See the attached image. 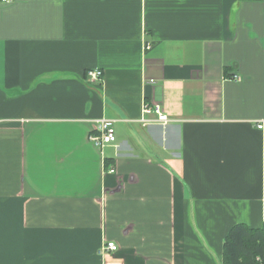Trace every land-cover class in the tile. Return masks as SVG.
<instances>
[{
	"label": "crops",
	"instance_id": "0c3cea01",
	"mask_svg": "<svg viewBox=\"0 0 264 264\" xmlns=\"http://www.w3.org/2000/svg\"><path fill=\"white\" fill-rule=\"evenodd\" d=\"M236 224L264 227V0L0 3V264H223Z\"/></svg>",
	"mask_w": 264,
	"mask_h": 264
},
{
	"label": "trees",
	"instance_id": "16d2710c",
	"mask_svg": "<svg viewBox=\"0 0 264 264\" xmlns=\"http://www.w3.org/2000/svg\"><path fill=\"white\" fill-rule=\"evenodd\" d=\"M223 264H264V227L234 225L224 242Z\"/></svg>",
	"mask_w": 264,
	"mask_h": 264
},
{
	"label": "built area",
	"instance_id": "2783aa9c",
	"mask_svg": "<svg viewBox=\"0 0 264 264\" xmlns=\"http://www.w3.org/2000/svg\"><path fill=\"white\" fill-rule=\"evenodd\" d=\"M14 0H0V3H11ZM148 48L151 46L148 45ZM89 79L92 81H100L102 80L103 72L100 69L90 70L88 72ZM234 79H239L238 75H235ZM144 117L143 121L150 122L151 120L146 118V115L148 114H155L156 115V121L160 122L162 124H167L170 121V118L162 111V108L159 105H145L144 106ZM156 123V122H154ZM260 128H263V124L259 125ZM98 133L92 134L90 136L91 140L94 142L96 146H99L100 148H104L108 145H113L117 141V134L114 127L113 120L110 119H102L98 123ZM110 172H114L115 170L112 168L109 170ZM111 250V251H117L119 249L118 245L113 241H108L104 245V250Z\"/></svg>",
	"mask_w": 264,
	"mask_h": 264
}]
</instances>
